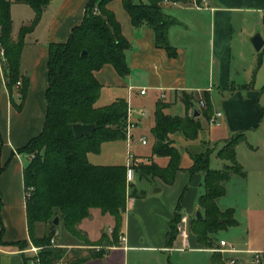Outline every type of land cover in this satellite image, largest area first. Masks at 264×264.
I'll return each mask as SVG.
<instances>
[{
    "label": "crops",
    "instance_id": "crops-1",
    "mask_svg": "<svg viewBox=\"0 0 264 264\" xmlns=\"http://www.w3.org/2000/svg\"><path fill=\"white\" fill-rule=\"evenodd\" d=\"M87 1L50 0L39 22L25 36L20 72L28 77V84L19 107L13 105L10 92L5 85L0 50V133L3 139L0 160L5 165L0 174V194L3 203L1 218L4 225L2 239L5 242L29 239L23 181L27 156L19 153L18 149L39 134L44 123L45 91L48 86V45L51 42H65L68 39L72 29L82 22ZM207 1L208 6H204L202 0H179L176 4L163 5L164 12L175 19V23L169 27L167 33L170 45L176 49L174 57H170L164 49L155 45V35L150 27L132 25L121 0L108 2L107 8L114 13L122 34L130 43V48L126 52L130 72L122 77L110 64H105L95 71V77L101 84L95 105L99 107L123 98L132 111L146 108L148 114L145 117H137L135 113H131L137 124L131 129L129 137L103 142L99 152L87 153L91 163L127 166L130 158L125 161L121 159L125 157L124 152L122 153L125 148L128 157L132 155L139 162H148L149 158H152L159 165L165 166L168 158L152 155L151 152L153 143L151 128L154 125L155 103L161 100L166 105L165 113L184 116L187 113L183 103L184 94L192 97L196 110L204 109L205 105L201 107L199 99L204 100L207 95L213 113L221 112L218 119H222V124H219V121L216 124L223 126V146L235 134L242 133L241 130H250L258 126L256 121L262 112V107L260 105L257 107L255 101L259 103L260 94L253 89L252 70L238 64L239 50L236 47L241 44L245 50L250 51L249 37L252 32L248 34L245 32L244 23L249 17L264 19V0ZM10 13L11 35L13 39H17L20 28L28 25L33 19L34 11L28 4L13 1ZM140 89H145V93L140 94ZM217 96L219 100L215 98ZM13 97L18 104L15 90ZM213 99L217 101L215 104ZM234 101L240 104L235 116L230 109ZM179 106H181L180 112H178ZM201 116L199 112L196 117L200 119ZM181 135L184 136L180 131L170 135L174 144L180 149V155L186 149L179 140ZM141 137L146 139L145 144L140 142ZM184 139L187 138L184 136ZM206 143L204 140V144ZM213 149L216 150L215 147ZM217 151L214 152L219 158ZM194 153L197 152L190 153V156ZM219 159L224 162L223 166L230 163L228 160ZM180 167L174 182L170 185L159 180L148 182L133 174L132 180L137 189L132 195L127 190L126 208L116 245H109L106 241L100 244L97 242L105 229L112 231L111 228L114 226L113 216L102 214L98 208H92L89 215L76 225L77 232L95 244L85 243L78 235L65 229L59 221L55 241L65 250L64 258L84 259L77 264H129V253L137 252L150 254L158 260L145 264H164V259L162 261L158 256H163L165 252L181 250L188 247L191 242L194 248L212 252L211 248L202 247L193 233L192 237L186 239L187 244L179 245L177 239L170 246L166 244L169 223L177 203L180 204L178 212L181 216L192 214L195 217L197 211L201 213L198 197L204 191L203 173L196 172L190 175L186 171L188 167H185L181 160ZM241 167L243 169L242 165ZM245 174V178H241L242 183L246 181V171ZM231 180L232 177L229 181ZM219 208L225 210L231 207ZM46 228L45 223H36L35 235H43ZM187 229L191 230L190 224L187 225ZM108 238L111 239L110 235ZM0 248V264H26L24 258L34 256V253H29L32 251L19 250L13 245L0 246ZM228 253L237 258L235 254L239 251ZM29 264L34 262L30 260ZM135 264L140 263L135 262Z\"/></svg>",
    "mask_w": 264,
    "mask_h": 264
},
{
    "label": "trees",
    "instance_id": "trees-1",
    "mask_svg": "<svg viewBox=\"0 0 264 264\" xmlns=\"http://www.w3.org/2000/svg\"><path fill=\"white\" fill-rule=\"evenodd\" d=\"M28 4L34 17L28 25L20 28L17 39H13L10 8L12 2ZM111 0H88L82 22L75 26L65 42H51L48 45L47 74L48 86L45 91L46 114L39 134L32 137L19 153L27 156L23 170L26 192L25 215L28 240L3 241L4 225L1 218L2 198L0 194V246L13 245L24 250L29 244L38 247L36 255L25 257V263L56 264L63 258L65 250L53 247L50 239L55 236L57 226L52 224L55 216L65 229L78 235L87 244H95L77 232L76 225L89 215L92 208L114 218L111 239L102 235L99 244L106 241L109 245L118 244L123 213L127 198V166L124 164H93L87 153H97L101 144L107 141L126 138V119L128 105L125 99L97 107L101 84L95 71L110 64L122 77L130 72L126 52L129 41L121 32L120 24L114 13L107 8ZM134 27L148 26L155 35V45L164 49L170 57L176 49L170 45L167 33L175 19L166 14L161 0H121ZM179 1V0H175ZM187 1V0H180ZM50 0H0V50L3 58V73L13 105L19 107L28 77L20 72V58L25 36L39 22L44 8ZM82 51H86L82 55ZM259 62V60H258ZM17 82H20L17 85ZM15 90L19 103L13 97ZM264 90V86L262 87ZM204 109H197L207 120L213 115L209 97L205 95ZM186 111L193 106L192 97L183 95ZM165 103L158 100L154 108V125L151 128L153 143L151 152L155 156L168 158L165 166L152 158L148 162L132 165L137 178L154 182L159 180L170 185L174 182L180 167V149L174 144L171 134L177 131L185 138H196L202 126L199 117L170 115L164 112ZM74 123H94L95 129L88 135L76 138L72 131ZM245 137L237 133L227 140L217 151V156L230 161L222 168L210 167L213 149L205 147L191 154L192 164L186 171L192 175L203 173V193L198 197L202 210L201 217L191 221V231L196 241L204 248H211L218 230L235 224L233 208L221 210L218 199L227 192L226 185L233 175L245 178V171L235 159V146ZM3 139L0 133V155ZM0 160V174L4 169ZM183 192V191H182ZM182 194V193H181ZM177 203L173 218L169 223L167 246L176 238V222L180 218ZM220 219L225 221L220 222ZM42 222L50 225L49 232L35 235V224ZM37 259V261H35ZM83 258H74L60 264H77ZM217 256L213 254L214 263Z\"/></svg>",
    "mask_w": 264,
    "mask_h": 264
},
{
    "label": "rangeland",
    "instance_id": "rangeland-1",
    "mask_svg": "<svg viewBox=\"0 0 264 264\" xmlns=\"http://www.w3.org/2000/svg\"><path fill=\"white\" fill-rule=\"evenodd\" d=\"M244 26L247 34L248 32H252L249 37L250 51L245 50V47L241 46V44H239V47H236V49L239 50L238 64H240L241 67L243 66L248 70H252V75H254L253 89L260 94L259 103L255 101V105L257 107L261 106L262 112H260L258 120L256 121V123H258L256 128L241 130L245 134V137L243 140H240L235 147V159L247 172L245 183H242L239 175H233L232 180L228 183L226 194L218 199L219 207L224 209L231 207L234 209L233 219L236 220L235 224L228 225L217 231L216 240L211 247L212 252L194 248V244L191 242L188 244V247L181 250L172 251L170 253L165 252L162 254L163 256H158V258H162V261L164 259V264H227L226 261L229 258L235 257L220 250L221 240H226L239 251L238 254H235L238 258H235V264H264V90H262L264 86V45L260 51H256L250 40L256 33L260 34L264 40V19L263 17H257V19L249 17L246 23H244ZM203 58H205V56ZM250 66H252V68H250ZM215 98L219 100V96ZM215 102L217 101L215 100L214 104ZM231 104L230 109L235 116V112L239 109L240 104L235 101ZM180 111L181 106H179L178 112ZM199 120L202 129L199 131L196 138L185 140L184 136L181 135L179 137L181 144L186 148L181 152V163L185 165V167H188L192 164L190 153L194 151L200 152L205 147L210 149L215 147L216 150L213 149L210 155V167L219 169L223 166L224 162L216 157L214 151H217L223 146V126H219L216 123H209L203 116H201ZM217 121L220 122L219 124H222L221 118ZM234 132L237 133V131ZM204 140L207 142L206 144H204ZM125 150L127 149L124 148L122 151L125 157L121 158L124 161L129 158L128 152ZM136 189V184L133 180L128 183L127 190H129L130 195H132ZM186 217L188 219L187 225L190 224L191 228V221L194 215L191 214ZM180 218L177 220L176 225L180 223ZM46 225L47 228L43 234L49 232L50 225ZM176 232L175 240L177 239L176 242L179 243V245L187 244L185 243L186 239L193 236L192 231H188V229L186 237L180 235L177 228ZM103 234L107 236L110 235L111 237V230L105 229ZM56 236L57 233L55 234V237ZM31 247L32 245L29 244L26 250L32 251ZM29 253L35 252L32 251ZM213 253L217 256V263L212 261ZM256 254H260L261 259L257 263L255 262ZM71 260L72 258L66 260L63 257L60 261L61 263H65L66 261L68 263V261ZM156 261L158 260L154 256H150V254L144 255L137 252L129 253V264H135V262L145 264Z\"/></svg>",
    "mask_w": 264,
    "mask_h": 264
},
{
    "label": "built area",
    "instance_id": "built-area-1",
    "mask_svg": "<svg viewBox=\"0 0 264 264\" xmlns=\"http://www.w3.org/2000/svg\"><path fill=\"white\" fill-rule=\"evenodd\" d=\"M178 1H175V0H161V5H168V4H176ZM202 3L204 6H208L209 2L207 0H202ZM197 7H200L199 4H196ZM2 53V52H1ZM20 82H17V85H19ZM145 93V89H140V94H144ZM199 105L201 107H203L205 105V102L204 100L200 99L199 100ZM196 108L194 106H189L188 110H187V113L189 116H192L193 113H194V110ZM131 113H135L137 117H145L147 116L148 114V111L146 108H139L137 110H131L129 107H128V111H127V119H126V127H125V131H126V136L129 137L130 135V131L132 128H134L137 124V120L133 119L131 117ZM221 116V112L220 111H216L213 113V115L210 117V119L208 120L209 123H217V119L218 117ZM140 142L142 144H145L146 143V139L144 137H141L140 138ZM129 158H130V162L129 164L127 165V174H126V180H127V183L131 182L132 181V177H133V174H134V169L132 167L133 164L139 162L138 159L134 158L132 155H129ZM180 223H178L176 225V228L178 229L180 235H182L183 237H186L187 235V224H188V219L186 216H181L180 218ZM56 234V233H55ZM50 244L51 246L53 247H59L58 244L56 243L55 241V236H53L51 239H50ZM220 247H221V251L223 252H236L237 250L230 244L228 243L226 240H221L220 241ZM31 250L34 253V255H36L37 253V250H38V247H35V246H32L31 247ZM0 253H1V248H0ZM64 257V256H63ZM61 259L63 258H60L56 264H60L61 263ZM260 260V254H256L255 255V262H259ZM37 261V259L35 260ZM34 262V261H33ZM227 264H235L236 263V259L235 258H229L227 261H226Z\"/></svg>",
    "mask_w": 264,
    "mask_h": 264
},
{
    "label": "water",
    "instance_id": "water-1",
    "mask_svg": "<svg viewBox=\"0 0 264 264\" xmlns=\"http://www.w3.org/2000/svg\"><path fill=\"white\" fill-rule=\"evenodd\" d=\"M251 43L254 47V49L256 51H259L261 49V47L263 46V39L260 36V34L256 33L251 37ZM86 51H82V55H85ZM199 112L195 109L193 116H198ZM95 129V124L94 123H74L72 125V131L73 134L76 138L78 137H82V136H88L93 130ZM156 191H158L159 189H155ZM196 218H200L201 217V213L199 211L196 212L195 214ZM220 222H223V219H220ZM52 224H54L55 226L59 225V217L55 216L52 219Z\"/></svg>",
    "mask_w": 264,
    "mask_h": 264
}]
</instances>
